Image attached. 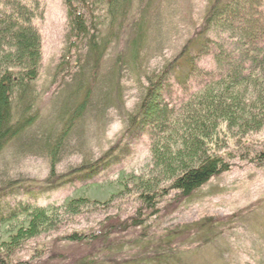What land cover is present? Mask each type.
<instances>
[{"label": "trees", "instance_id": "obj_1", "mask_svg": "<svg viewBox=\"0 0 264 264\" xmlns=\"http://www.w3.org/2000/svg\"><path fill=\"white\" fill-rule=\"evenodd\" d=\"M160 2L65 0V42L52 80H59L54 102L60 132L48 146L49 181H56L50 179L63 145L88 113L104 117L114 106L123 132L100 158L84 159L71 175H94L126 149L134 154L115 179L74 187L59 201L41 203L24 193L7 210L0 208V264H186L173 252V237L184 230L171 229L130 257L126 236L144 238L166 212L237 163L264 167V0H208L202 22L178 52L156 57L152 30ZM45 16L44 0H0V154L39 120L35 85ZM112 49L117 55L104 102L91 104ZM127 71L138 83L131 108L122 84ZM142 150L146 160L140 164ZM98 183L117 191L105 199L74 195ZM195 225L196 234L205 232L203 243L231 226L206 217Z\"/></svg>", "mask_w": 264, "mask_h": 264}, {"label": "rangeland", "instance_id": "obj_2", "mask_svg": "<svg viewBox=\"0 0 264 264\" xmlns=\"http://www.w3.org/2000/svg\"><path fill=\"white\" fill-rule=\"evenodd\" d=\"M44 1L46 16L41 21L44 60L35 85L39 93L40 115L33 127L0 154V208L4 210L12 206L17 196H25L24 193H29L32 197L38 196L41 203L59 201L74 187L105 178L115 179L120 173L119 169L134 154L126 149L124 156L122 153L118 154L116 160L114 158L106 162L94 175H71L84 159L89 162L100 158L115 145L123 132V121L113 111L114 106L104 117L88 113L63 145L55 166L56 174L50 179L56 181H49L52 164L48 146L53 147L60 132L57 122L59 104L54 102V92L59 80L54 85L52 80L65 42L67 6L65 0ZM160 1L157 28L152 30L158 38L151 48L155 51L158 49V52H154L156 57L161 51L177 53L194 32L195 25L202 22L208 5V0ZM109 51L93 88L91 104L104 102L102 97L108 83L110 84L114 70L112 64L117 55L115 49ZM86 72L90 77L89 66ZM179 76H183V73H179ZM63 78L65 82L70 80L69 76ZM122 80L126 105L131 108L138 96L137 78L127 71ZM59 93L62 94L61 90ZM124 144L126 145V140ZM145 156L146 151L142 150L140 158H144L140 164L146 160ZM116 191L117 186L114 184L98 183L86 189H77L74 195L86 192L89 196L105 199ZM123 208L126 210L124 206ZM205 217L216 221L226 220L231 226L226 227L220 236L203 243L205 232L196 234L191 229L198 226L195 224L202 222ZM157 221L160 223L151 226L144 238L126 236L124 253L127 257L138 254L145 244L153 246L172 229L184 230L173 237L178 246L173 252L186 264H264V167L237 163L231 171L214 177L193 196L166 212ZM192 223L195 224L190 227ZM1 239L3 238L0 236V241Z\"/></svg>", "mask_w": 264, "mask_h": 264}]
</instances>
